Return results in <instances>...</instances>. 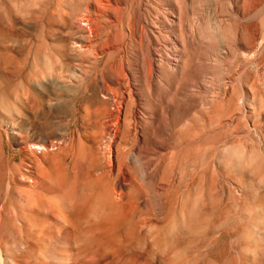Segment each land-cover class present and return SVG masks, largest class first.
Wrapping results in <instances>:
<instances>
[{"label":"rangeland","instance_id":"rangeland-1","mask_svg":"<svg viewBox=\"0 0 264 264\" xmlns=\"http://www.w3.org/2000/svg\"><path fill=\"white\" fill-rule=\"evenodd\" d=\"M84 263L264 264V0H0V264Z\"/></svg>","mask_w":264,"mask_h":264},{"label":"bare ground","instance_id":"bare-ground-1","mask_svg":"<svg viewBox=\"0 0 264 264\" xmlns=\"http://www.w3.org/2000/svg\"><path fill=\"white\" fill-rule=\"evenodd\" d=\"M29 146H30V145H29ZM33 146H34V145H33ZM37 147H38V146H37ZM31 148H32V145H31L30 149H31ZM31 150H32V149H31ZM115 189H116V188H115ZM68 257H69V256H68ZM91 260H92V259H91ZM84 262H85V261H84ZM85 263H86V262H85ZM85 263H84V264H85ZM87 264H88V263H87Z\"/></svg>","mask_w":264,"mask_h":264}]
</instances>
